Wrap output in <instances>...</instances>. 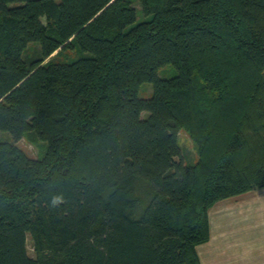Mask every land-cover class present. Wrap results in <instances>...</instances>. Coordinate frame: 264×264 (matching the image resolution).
I'll return each mask as SVG.
<instances>
[{
	"label": "trees",
	"instance_id": "16d2710c",
	"mask_svg": "<svg viewBox=\"0 0 264 264\" xmlns=\"http://www.w3.org/2000/svg\"><path fill=\"white\" fill-rule=\"evenodd\" d=\"M0 129V264H201L264 187V0H0Z\"/></svg>",
	"mask_w": 264,
	"mask_h": 264
},
{
	"label": "crops",
	"instance_id": "0c3cea01",
	"mask_svg": "<svg viewBox=\"0 0 264 264\" xmlns=\"http://www.w3.org/2000/svg\"><path fill=\"white\" fill-rule=\"evenodd\" d=\"M207 213L209 239L196 246L201 264H264V187L220 199ZM219 225L226 231V242L235 246L231 256L236 260H229V250L224 252L227 256L216 252L218 247L215 250Z\"/></svg>",
	"mask_w": 264,
	"mask_h": 264
},
{
	"label": "rangeland",
	"instance_id": "374dc122",
	"mask_svg": "<svg viewBox=\"0 0 264 264\" xmlns=\"http://www.w3.org/2000/svg\"><path fill=\"white\" fill-rule=\"evenodd\" d=\"M132 5L136 9V17H135V20L132 23L127 25L126 28H129V27L133 26L138 21L146 20V19H149L151 17V15H148V14L144 15L141 12L140 5H139V3L137 1H133ZM38 48H39V44L38 43L29 42L27 44V46H26V49L22 53V57H25L26 54H30L31 56L36 54V49H38ZM83 53L84 54H88V52H83ZM60 60L67 61L68 59H66L65 57L61 56ZM175 73H176L175 69L173 67H171V66H168L164 70H161V69L158 70V76H160V77H169V76L174 75ZM137 94H138L139 97H142V98L150 97L151 94H152V84H151V82H147V81L142 82L139 85ZM142 114L146 115V112L142 111L141 115ZM0 140L1 141H4V140L5 141H12V137H11L9 131L0 129ZM177 141H178V144H179V146L181 148V151H182V153L184 155V161L186 163H193L197 159L196 150H195V147H194V144H193L192 140L189 138V136L182 129L179 130V132H178ZM15 144L17 146H19L21 149H23L28 155H30L32 157H41L43 155V153H44V150L46 149V142L42 141L40 139L27 140L25 138H22V139H19L18 141H16ZM178 158L180 159V157H178ZM225 232L226 231L224 229H222L221 225H219L218 228H217V231L215 232V234L217 235V238H219L218 239L219 243L216 246L215 250L218 247L216 252L219 251V253L222 256L223 255L227 256V255L224 254V252H225V250H226V252L229 250L230 251L229 252L230 255H228L229 260H230V257H231V259H235L236 260L237 259L236 257L231 256V254H235L233 252V250H232L233 247H235V246H230L226 242V237L224 236ZM219 247H221V250H220ZM27 251H28V253L30 255H33V250H32V247H31V243H30V238L29 237H27ZM239 257H240V254H239ZM238 260H239V258H238Z\"/></svg>",
	"mask_w": 264,
	"mask_h": 264
}]
</instances>
